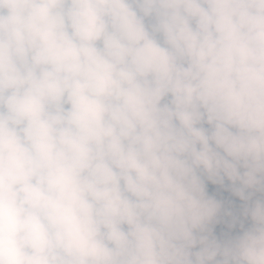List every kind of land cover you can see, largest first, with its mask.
<instances>
[{
	"label": "rangeland",
	"instance_id": "374dc122",
	"mask_svg": "<svg viewBox=\"0 0 264 264\" xmlns=\"http://www.w3.org/2000/svg\"><path fill=\"white\" fill-rule=\"evenodd\" d=\"M33 1L0 0V138L10 137L2 160L12 164L0 169V205L8 206L13 217L0 216V253L7 244L4 236L17 226L25 229L19 248L27 264H132L137 246L150 248L154 257L149 260L158 264H170V259L174 264H264V129L250 141L234 143L229 156L222 154L241 169L236 167L233 175L216 171L223 178L230 175V186L244 191L248 218L244 223V212L241 228L227 203L231 194L206 202L188 191L178 173L171 178L166 171L171 161L181 166L179 159L151 139L164 126L192 137L206 132L208 142L201 143L207 147L236 136L240 126L225 117L218 101L237 75L264 64V0H126L125 16L118 4L123 0H42L40 11L21 15L23 24L16 21L12 13L30 9ZM196 16L226 32L236 66L214 71L213 39L205 22L194 24ZM176 35L181 41L172 47ZM43 72L47 83L40 87ZM20 77L30 83L28 89L17 82ZM249 82L238 87L234 110L243 113L245 107L264 122V81ZM20 92H27V101L40 103L33 105L40 119L21 109ZM105 102L130 114L140 109L146 120L152 105L148 113L154 125L145 134L131 118L113 125ZM46 117L58 122L49 129L58 148L49 146V137L30 143L19 138L16 123L27 135ZM194 139L173 144L192 162L200 161ZM129 151L141 162L124 172L120 163ZM68 181L79 187L76 193ZM69 194L78 206L99 208L100 215L79 217ZM86 195L96 196L95 201ZM134 199L155 207L146 217L144 237L129 230L141 211L135 203L124 207V226L116 219L122 205L105 210L111 202ZM181 214L188 217L178 223ZM193 216L218 227L197 228ZM228 230L236 231L233 238L227 237ZM143 260L133 262L150 264Z\"/></svg>",
	"mask_w": 264,
	"mask_h": 264
},
{
	"label": "trees",
	"instance_id": "16d2710c",
	"mask_svg": "<svg viewBox=\"0 0 264 264\" xmlns=\"http://www.w3.org/2000/svg\"><path fill=\"white\" fill-rule=\"evenodd\" d=\"M173 1H178V0H173ZM189 1L194 2V0H189ZM40 2H41V0H34L33 5L30 7V9L24 10V11L19 12V13H12V16L14 18H16L15 19L16 21L22 22L23 20L21 19V15H23L24 13H28L30 11L35 12L36 10H39V9L41 10ZM118 4L123 5L122 14L124 13V16H125V14L127 13L125 9H129V5H128L127 1L123 0L121 3H118ZM124 7H125V9H124ZM207 21L208 20L205 21L204 19H202V22H205L207 25L209 36L213 39L211 51L213 53V58H214L215 66H216V68H214V71L219 72V71H223L227 67L236 66L237 64L233 63V62H235V61H233L234 58L232 57L233 58V60H232L230 57L233 54V51H232L233 50V43H232V41L229 39L226 32L220 26L209 23ZM180 41H181L180 35H176V36L171 38L170 42L172 44L176 45ZM34 51H35L33 53L34 58H36V60H38V57H39L38 48H34ZM246 70H247V75L246 74L245 75H241V74L237 75L236 80H234L231 83V85H229L230 89L223 94L224 97L222 100L220 99L219 102H220L222 110H223V106H225L226 109L228 110L230 116L233 117L234 120L240 126V137H242L243 140H251L254 137L258 136L263 131L264 122L262 120H260L259 118L255 117L256 112H254V111H250V110L247 111V108L244 107L242 109L243 113L237 112V114H236L234 108L236 105L237 91H238L239 86L248 85L247 83L249 81H250L249 82L250 84H252V83L258 84V83H261L264 81V64H262V67H260L259 70L253 69V68H249ZM0 75H1V73H0ZM17 82L18 83L21 82L22 84L25 85V87L30 86V84H27L26 82H24V80L21 77L17 80ZM243 83H246V84H243ZM20 93L22 94V95L21 94L19 95L20 104L24 108L29 110L32 114L33 113L32 108L29 104V101L26 100L27 92H20ZM16 94H19V93L16 91ZM151 108H152V105L151 106L149 105L147 112L145 114L147 117L149 115V118H148L149 121H151V119L153 117L152 111H149V113H148V110H151ZM121 111H122V108L119 109V113ZM223 113H224V110H223ZM35 115L36 114H32V116H35ZM130 118H131L132 122H138L139 124L143 125L144 128H139L138 131H141L144 134L147 132V130L149 131L150 127L148 126L146 119H144V115L142 114L140 109H138L137 111L130 114ZM21 129H23V125L16 126V132H18ZM0 131H2V130H0ZM9 140H10V137L6 136V135L2 136L0 138V161L3 162L2 169H6L7 167L10 168V165H12L10 162H6L5 160L4 161L2 160V157L4 156L5 151L8 148ZM201 141L202 140L196 139V141H195L196 147H197L198 151L200 149H203V152L207 151V152H204V155L202 154L203 158L205 159L204 163H207L205 166L207 168L214 169L215 171L213 173H209V172L208 173L207 172L201 173L202 169H200V167H199L198 172L196 174V178H195V182L198 185V188L204 190L202 192H205V191H212L213 192L214 191L213 192L214 197L221 196V194H224V193L235 195V191L231 190L229 187L226 189H223L220 193H218V191L216 192V188L221 187L222 183L225 181V179L222 177V175H220V174L218 175V173H217L218 170H220V171L224 170L225 173H228L231 171L234 172V170H237L236 166H234V164L231 163L224 156L222 158L220 157L222 159V161L220 158H218L219 155H221V153H222L223 145L218 143V144L214 145L213 147H207L204 144H202ZM173 155H174V158H177V159H179V157L182 158L187 164H189L191 162V160H186L184 157H182L175 150L173 152ZM194 162H196V161H194ZM123 165L126 166L127 161H125L123 163ZM179 165H181L180 162H179ZM217 176H219L218 179H217ZM202 192H199V193H202ZM241 192L244 193L243 190H241ZM213 195L210 196V194H209L210 197H212ZM231 195H229V196H231ZM234 199L236 202L235 206L237 207V209H235L234 206L232 207L233 219H234V223H235V218H236V223L241 228V225L243 222L242 215L244 214V208L241 206V200H239V197L234 198ZM154 209H155V207H153V213L155 211ZM11 215L12 214H11V211L8 208V206L0 205V216L10 218V217H12ZM188 216H190L189 213H188ZM156 222L162 224L164 221L162 219L158 218V219H156ZM20 229H22V228H20ZM22 230H25V229H22ZM22 230H19L17 227H15L13 232L4 236V240L6 241L7 244L4 247L3 251L0 253V263L5 258H6L5 264H9L12 262H16L18 264L27 263V257H26V255L24 256V254H22V251H21L22 249L20 248V250L18 252H16L18 250L17 247H18L19 243L21 244V246H22V244H24L23 240L21 241ZM228 231L230 233H232V235H231V234H229V232H226L228 238L235 236L236 231H230V230H228ZM260 236L262 238V244L264 246V230L260 231ZM138 242L140 243L141 240L138 239ZM39 244H40L39 242L33 244L32 248L35 249ZM176 245H177V243L172 244V247L175 248ZM134 250H135L134 251V257H133L134 259L132 260V264H134V262H133L134 260H140L141 257L144 259L143 261L149 260V259H151V257H154V255H153L154 253L147 246H144V247L137 246L136 249H134ZM42 252H43V249H41L40 254ZM14 253H15V255L12 256ZM168 262L170 264H174L172 259L168 260Z\"/></svg>",
	"mask_w": 264,
	"mask_h": 264
},
{
	"label": "clouds",
	"instance_id": "9594fccd",
	"mask_svg": "<svg viewBox=\"0 0 264 264\" xmlns=\"http://www.w3.org/2000/svg\"><path fill=\"white\" fill-rule=\"evenodd\" d=\"M42 1V0H41ZM189 1V0H188ZM191 2V1H190ZM195 2V0H194ZM192 2V3H194ZM41 4V2H40ZM40 8H41V5H40ZM40 10V9H39ZM39 10H36V11H39ZM33 12V11H32ZM196 18V21H193L194 24L199 27L200 26V23H202V19L201 21L197 18V16L195 17ZM22 19V18H21ZM23 20V19H22ZM23 24V21L20 22ZM221 27V26H220ZM213 42V41H212ZM172 44V43H170ZM175 46L174 44H172V47ZM32 51H34V48H38V44H37V41L34 40L33 41V44H32ZM35 52V51H34ZM6 76V75H4ZM18 80V79H17ZM47 82L44 80V72L41 74L40 76V81L38 83V86L42 87L46 84ZM27 84H30V83H27ZM11 85V84H10ZM17 85V83L15 84V86ZM30 87V86H29ZM26 89H28V87H26ZM72 95V94H71ZM69 96V94H68ZM224 97V95L222 94L221 97L219 98V101L220 99L222 100ZM218 101V103L220 104V102ZM106 103V102H105ZM29 104L32 108V111L34 109V106L33 105H36V108H37V105H39L40 103L37 102V104H33L32 102L29 101ZM43 104V103H42ZM106 108H109L110 109V112H109V115H111L112 117L109 119V122L112 123L113 125L120 122V121H123L125 119H129L130 118V113L128 112H125V111H121L119 113V109L122 108L121 105H115L113 107L109 106L108 103H106ZM221 106V105H220ZM20 107L21 109H24L26 110L31 116L32 114H36L35 116H32L33 118L35 119H40V115H38L35 111H33V113L31 114V112L29 110H27L26 108H24L21 104H20ZM224 109L226 111V115L225 117L229 118L231 122H236L234 120L233 117L230 116L228 110L226 109V107L224 106ZM54 116V115H53ZM64 117V115H63ZM64 121V120H63ZM147 123H148V126L150 128L153 127L154 123L151 121H149V119L146 120ZM16 123V122H15ZM60 123H63V122H60ZM138 123V122H137ZM237 123V122H236ZM55 124H58L57 123H52L51 121L48 120V117L46 118H43V120L41 121L40 123V126L36 129V131L34 132H30V133H26L23 134V129L19 130L17 132V135L19 136V138H21L22 140H25L27 143H30L32 141H38L40 139H43L45 137H49L50 140L52 142L48 143L50 147H53V148H58V144L55 143L52 139V136L49 132V129L51 126L55 125ZM238 124V123H237ZM18 125H22L21 123L17 124L16 123V126ZM138 126L139 128H144L143 125L139 124L138 123ZM162 126V125H161ZM160 126V127H161ZM165 129H158V131L155 132V135H153L151 137V139H156L157 138V141L155 143V145H158L161 146L160 148L168 155L171 156V158L174 157L173 155V152H174V148H173V144L175 142H188V141H191L193 140L194 138L198 139V140H202L203 143H206L208 142L206 140V138L203 136L202 133H205L206 132H195V135L192 137V136H189L187 135L188 133H184V132H179V130L177 129H174V128H171L169 126H164ZM238 130V134H236L235 137L231 138V140L228 142V143H221L219 142L221 145H223L222 147V154L223 155H227L229 156V150L234 146L233 144L234 143H238V142H247V141H250V140H243L242 137H240V129L239 128H236V131ZM71 131V130H70ZM72 132V131H71ZM12 134V133H11ZM29 134V135H28ZM232 136V135H231ZM257 137V136H256ZM255 138V137H254ZM253 138V139H254ZM72 139V138H71ZM71 139L69 141H71ZM184 140V141H183ZM252 140V139H251ZM72 142V141H71ZM226 142V141H225ZM123 144H125V142H123ZM146 146L148 145V141L145 142ZM69 146V145H68ZM33 150H35L37 153H39V149L37 147H34ZM73 151V150H72ZM203 149H200L197 153L198 157H200V161H196V162H190L189 164H187L182 158L179 157V161L181 163V166H178L176 165L175 163H173L171 161V164L166 168V171L170 174V177L172 178V175L171 173H178V176L181 183L184 184L185 188L188 190V191H191V192H202L204 190L198 188V185L196 184L195 182V178H196V174L198 172V168L201 167L203 170H206L207 167L205 166L204 164V158H203ZM204 152H207V151H204ZM128 154V159L126 160H123L122 163H120V166L122 167L123 171L124 172H128V171H133V169L136 167V166H139L141 160L137 158V156H130V154H134L133 152L129 151L127 152ZM149 153V152H148ZM234 154V153H233ZM75 159L73 156L72 158L70 159L72 163H75L73 162L72 160ZM127 161V165L124 166L123 163ZM231 163L234 164V166L240 168L236 162L230 160ZM14 163H15V160H14ZM3 165H0V169L2 168ZM77 167L78 165L74 166L73 169L77 170ZM80 169L82 167H79ZM182 168V170H181ZM241 169V168H240ZM74 179H78L80 180L81 178L79 176H75ZM72 181V180H71ZM71 181H68L66 182L67 185H69L70 187H72L74 189V192L76 193L77 190H79V187L75 184H71L70 182ZM263 184L260 182V185ZM62 185V184H61ZM262 186V185H261ZM51 187H54L53 189H55L57 186L53 183L51 185ZM237 191L238 193H236L235 195H231L229 198H228V206H231V208L234 206L235 209H237V207L235 206L236 202H235V199L234 198H238L239 197V200H241V206L244 208V212H245V219H244V223L246 222L247 223V212H246V207H245V201H247L245 199V195H243L244 193L241 192V189H239L237 187ZM73 196L75 197L74 193H73ZM86 199H93L96 198V196H92V195H86L84 196ZM68 199L72 202V204L74 205V210L76 211V214H78L79 217H89L91 218L92 216L94 215H97L99 214L100 215V210L99 208H94L93 206L91 205H84V206H78V202H73L72 200V196L71 194L68 195ZM231 199V201H230ZM95 201V200H94ZM84 202V201H83ZM120 202V203H119ZM119 202H111L110 204H108L106 207L105 210L109 211L110 212V206L113 207V209H118L120 205H122V207H120L118 209V212L119 214L116 216V219L120 222V224L122 226H124L126 224V219L122 216V212L124 210V207H128L130 206L131 203H135V205L137 206L138 209H140L141 211L139 212L137 218H136V221H135V225L133 228H130V232L133 234V235H136V233L139 235V234H142L143 237H144V234L146 232V217L150 216V213H153V207L151 204H149V202L144 199V202L141 203L139 200H121ZM233 202V203H232ZM119 203V204H118ZM149 204V208H147V205ZM79 209V210H78ZM92 215V216H91ZM183 218H179V219H176V222H183V220L186 218L184 216V214H181ZM91 216V217H90ZM98 216V215H97ZM194 218L198 219V220H192L191 223L192 224H195V225H198L199 227L201 228H205V224H204V221H206L207 219H203V218H198V217H195L193 216ZM6 218V217H5ZM10 218H13V217H10ZM9 220H12L14 221L13 219H9ZM217 221V220H216ZM14 226V225H13ZM144 229H142V227H144ZM17 227V226H16ZM244 230L246 231V226H244V229H243V232H242V236H243V233H244ZM141 237V238H143ZM193 237V236H192ZM136 239H139L138 237H135ZM237 238V236L235 237ZM140 240V239H139ZM193 246L194 247H198L200 249V246H199V242L193 237ZM21 246V244L19 243L18 245V248ZM20 250V248H19ZM134 252V251H133ZM25 256V255H24ZM11 257V256H10ZM9 257V258H10ZM134 257V256H133ZM8 259V258H7ZM147 263H150V264H158V261L156 259H153V260H146ZM6 262V259L3 263L1 264H5ZM27 264V263H25Z\"/></svg>",
	"mask_w": 264,
	"mask_h": 264
},
{
	"label": "flooded vegetation",
	"instance_id": "af4514ba",
	"mask_svg": "<svg viewBox=\"0 0 264 264\" xmlns=\"http://www.w3.org/2000/svg\"><path fill=\"white\" fill-rule=\"evenodd\" d=\"M195 140V139H194ZM203 155H204V152H203ZM222 156V153H221V155H219V157L218 158H220ZM235 171V170H234ZM230 175H233L234 174V172L233 171H231L230 173H229ZM230 175L228 176V177H225L224 179H225V181L222 183V185H221V187H218V188H216V192L218 191V193H220L223 189H226V188H230L231 190H234L235 191V194L236 193H238L237 191H236V189L234 188V186H230V181H229V177H230ZM219 177H217V179H218ZM214 192V191H213ZM212 191H205V192H203V197H204V201H206V202H212V201H215V200H218V196H216V197H214V193H213ZM209 194H210V196L211 195H213L212 197H210L209 196ZM209 196V197H208ZM204 224H205V228H201V227H199L198 225H196V227L197 228H200V229H204V230H208V229H210V228H213V229H215V228H217L218 226L214 223V222H210V223H208V222H206V221H204ZM211 230V229H210ZM217 230V229H216Z\"/></svg>",
	"mask_w": 264,
	"mask_h": 264
},
{
	"label": "bare ground",
	"instance_id": "6f19581e",
	"mask_svg": "<svg viewBox=\"0 0 264 264\" xmlns=\"http://www.w3.org/2000/svg\"><path fill=\"white\" fill-rule=\"evenodd\" d=\"M175 159V161L177 160V158H174ZM198 193V197L199 198H202V199H204V197H203V192L202 193H199V192H197ZM219 198H221V196H219ZM186 217H188V216H186ZM234 236H232V237H230V238H233Z\"/></svg>",
	"mask_w": 264,
	"mask_h": 264
},
{
	"label": "water",
	"instance_id": "95a60500",
	"mask_svg": "<svg viewBox=\"0 0 264 264\" xmlns=\"http://www.w3.org/2000/svg\"><path fill=\"white\" fill-rule=\"evenodd\" d=\"M8 85H9V83H8ZM0 91L3 92L4 90H1V89H0ZM235 131H236V127H235ZM236 134H238V130L236 131ZM73 190H74V189H73ZM74 198H75V197L73 196V199H74ZM77 204L80 205L79 203H77Z\"/></svg>",
	"mask_w": 264,
	"mask_h": 264
},
{
	"label": "crops",
	"instance_id": "0c3cea01",
	"mask_svg": "<svg viewBox=\"0 0 264 264\" xmlns=\"http://www.w3.org/2000/svg\"><path fill=\"white\" fill-rule=\"evenodd\" d=\"M130 206H132V205H130ZM133 207H135L134 209H137V206H133ZM124 217V216H123ZM125 218V217H124ZM126 219V218H125ZM11 230H12V228H11Z\"/></svg>",
	"mask_w": 264,
	"mask_h": 264
}]
</instances>
